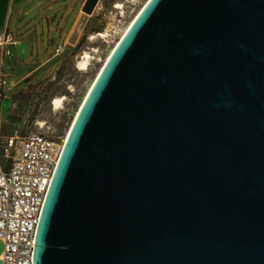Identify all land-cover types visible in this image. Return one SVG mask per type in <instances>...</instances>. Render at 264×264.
I'll list each match as a JSON object with an SVG mask.
<instances>
[{
	"label": "water",
	"instance_id": "obj_1",
	"mask_svg": "<svg viewBox=\"0 0 264 264\" xmlns=\"http://www.w3.org/2000/svg\"><path fill=\"white\" fill-rule=\"evenodd\" d=\"M34 264H264V0L148 1L68 134Z\"/></svg>",
	"mask_w": 264,
	"mask_h": 264
},
{
	"label": "rangeland",
	"instance_id": "obj_2",
	"mask_svg": "<svg viewBox=\"0 0 264 264\" xmlns=\"http://www.w3.org/2000/svg\"><path fill=\"white\" fill-rule=\"evenodd\" d=\"M87 0H77L75 16L64 17L57 12L48 19L54 34L64 35L65 51L56 55L52 50L50 60L43 68L29 75L30 67H15L9 80L17 81L7 98L0 102V163L5 164L3 147L6 139L19 131L52 134L57 131L66 136L104 65L149 0H100L95 13L83 12ZM53 46L58 39L49 38ZM89 54L87 66H82L84 55ZM29 50L17 47V58L25 60ZM31 65V63H30ZM61 98V105L54 102ZM4 243L0 241V256Z\"/></svg>",
	"mask_w": 264,
	"mask_h": 264
},
{
	"label": "built area",
	"instance_id": "obj_3",
	"mask_svg": "<svg viewBox=\"0 0 264 264\" xmlns=\"http://www.w3.org/2000/svg\"><path fill=\"white\" fill-rule=\"evenodd\" d=\"M19 45L10 28L0 29V102L10 91L5 60ZM65 46L59 43L55 54H63ZM67 138L57 131L22 135L17 130L6 139V163H0V264H34L38 225Z\"/></svg>",
	"mask_w": 264,
	"mask_h": 264
},
{
	"label": "crops",
	"instance_id": "obj_4",
	"mask_svg": "<svg viewBox=\"0 0 264 264\" xmlns=\"http://www.w3.org/2000/svg\"><path fill=\"white\" fill-rule=\"evenodd\" d=\"M76 3L77 0H0V29L10 28L21 44L29 50L28 57L25 60H19L17 58L18 46L14 48L15 56L5 60V63L10 66L9 75L15 67L33 66L31 61L39 58V66L29 68L31 70L29 75H32L50 61L49 55L59 43L64 42V35L54 34V28L47 23L48 19H51L50 17L57 12L61 16L65 14L64 17L75 16ZM53 37L62 38V40L58 39L52 46L49 38ZM18 80L20 82L19 78L17 81L9 80L10 89L19 83Z\"/></svg>",
	"mask_w": 264,
	"mask_h": 264
},
{
	"label": "bare ground",
	"instance_id": "obj_5",
	"mask_svg": "<svg viewBox=\"0 0 264 264\" xmlns=\"http://www.w3.org/2000/svg\"><path fill=\"white\" fill-rule=\"evenodd\" d=\"M142 11V10H141ZM135 21V20H134ZM134 22H132V24H133ZM132 24L129 26V28L127 29V31L130 29V27L132 26ZM127 31H126V33H127ZM125 33V34H126ZM90 58V56H89V54H86V55H84V62H82L81 63V65L82 66H87V64H88V59ZM61 98L60 99H56L55 100V102H54V105L56 106V107H59L60 105H61Z\"/></svg>",
	"mask_w": 264,
	"mask_h": 264
}]
</instances>
